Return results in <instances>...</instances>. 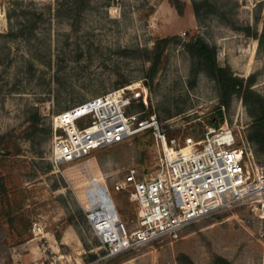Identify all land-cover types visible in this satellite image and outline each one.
Masks as SVG:
<instances>
[{"label": "rangeland", "instance_id": "obj_1", "mask_svg": "<svg viewBox=\"0 0 264 264\" xmlns=\"http://www.w3.org/2000/svg\"><path fill=\"white\" fill-rule=\"evenodd\" d=\"M33 1L38 6L51 4V15L33 34L4 38V54L8 47L9 53L0 63V133L21 132L37 107L43 123L51 125V134L18 139L23 152L12 158L8 182L26 190L22 211L30 223L26 239L15 242L0 219V264H212L216 255L232 264H264V221L245 204L194 220L177 237L164 236L115 256L106 255L107 247L88 216L92 205L87 191L104 180L118 218L128 232L135 228L138 204L129 199L133 188L118 190L115 183L131 166L139 175L155 171L160 146L152 130L92 149L97 166L88 167L86 173H67L65 166H54L50 158L52 117L116 88L121 78L143 83L149 62L140 50L150 48L156 38L178 35L188 40L193 33L202 35L218 46L221 64L228 63L244 78L255 73L252 87L264 95V0H218L230 11L229 18L251 26L260 41L213 14L199 22L191 0H185L183 15L168 0H89L75 23L54 14L57 0ZM9 6L10 0H0V32L9 28ZM191 65L181 43H170L152 91L146 87L147 107L132 106L129 111L155 114L166 135L178 137L202 134L205 127L215 126L209 123L211 116L216 114L220 120L217 113L221 111L223 121L218 126L226 121L234 128L237 143H247L245 129L251 118L242 99L234 96L228 109L221 106L219 110L214 82L202 72L191 75ZM148 108L151 113L144 115ZM168 113L172 115L166 117ZM88 122L89 117H83L78 124ZM248 144L264 169V159ZM56 231L61 234L59 240ZM90 253L97 257L92 259ZM59 254L66 257L58 259Z\"/></svg>", "mask_w": 264, "mask_h": 264}, {"label": "built area", "instance_id": "obj_2", "mask_svg": "<svg viewBox=\"0 0 264 264\" xmlns=\"http://www.w3.org/2000/svg\"><path fill=\"white\" fill-rule=\"evenodd\" d=\"M137 101L147 107L148 91L142 81L110 89L52 117L50 158L54 166H65L67 173H86L88 167L97 166L92 149L147 130H152L160 146L155 171L139 175L131 166L115 183L118 190L133 188L129 199L138 204L135 228L128 232L116 218L103 234L91 219L94 208L87 209L107 247V256L164 236L177 237L188 223L224 208L245 204L264 221V169L256 163L248 142L237 143L233 127L225 121L218 127H205L197 139L191 134L178 139L166 135L155 114L129 111ZM83 117H89V122L80 126L78 121ZM102 188L110 196L104 180ZM64 257L59 254L58 259Z\"/></svg>", "mask_w": 264, "mask_h": 264}, {"label": "trees", "instance_id": "obj_3", "mask_svg": "<svg viewBox=\"0 0 264 264\" xmlns=\"http://www.w3.org/2000/svg\"><path fill=\"white\" fill-rule=\"evenodd\" d=\"M89 0H57V7L54 10L56 16L66 17L71 23H75L80 15V12L87 7ZM179 15H183L186 7L185 0H168ZM192 10L196 19L201 22L207 15L213 14L221 20H225L226 24L233 29L246 31L247 35H252L260 41V35L256 30H253L249 25H241L233 18H229V10L223 9L222 5L218 4V0H191ZM51 4L38 6L33 0H10V6L7 9L6 16L8 19L9 28L5 32H0V63H3V56L9 53L5 52L4 38L13 39L17 35L26 37L33 34L44 21L50 19ZM53 14V13H52ZM170 43H181L183 48L189 53L192 59L190 74L196 77L198 73H204L209 77L215 85L219 101V110L221 106L229 108L231 100L234 96L240 97L247 107V112L251 118L245 129V138L252 144L255 154L264 159V95L254 89L252 86L256 81V74L250 73L247 77H242L233 71L228 63L221 64L218 61V46L208 42L202 35L193 33L188 40H182L178 35H170L166 37L156 38L150 48H142L141 54L149 62L148 68L144 75V84L149 92L152 91L153 81L158 72L164 68L165 50ZM129 82L128 78L119 79L115 86L119 87ZM195 84V80L191 86ZM75 103L72 106L79 104ZM137 107L144 110L145 106L141 101L133 102L131 107ZM151 113L148 108L144 115ZM209 118V123L218 126L223 121L221 111ZM172 114L168 113L166 117ZM161 121V116L158 115ZM150 134L149 130L144 132ZM42 134H51V125L43 123V116L40 114L37 107L34 108L29 116V123L21 132L15 133L9 131L0 133V219L7 224L9 231L15 238V242L24 241L27 237L29 227V219L22 211L26 199V190L14 188L9 185V167L14 156L21 154L23 149L18 139H29ZM187 134V133H184ZM183 134V135H184ZM195 139L201 136L200 131L197 134H191ZM178 139L181 137L176 136ZM51 167V164H49ZM56 238L59 240L61 234L55 232ZM102 253H105L102 251ZM92 259L97 257V254L90 253ZM170 264V263H164ZM212 264H232L223 256L216 255L213 258Z\"/></svg>", "mask_w": 264, "mask_h": 264}, {"label": "bare ground", "instance_id": "obj_4", "mask_svg": "<svg viewBox=\"0 0 264 264\" xmlns=\"http://www.w3.org/2000/svg\"><path fill=\"white\" fill-rule=\"evenodd\" d=\"M87 192L90 204L94 208L91 213V219L101 233L107 234L108 229L106 225L111 226L115 223L116 218H118L114 203L110 196L104 194L102 184H92Z\"/></svg>", "mask_w": 264, "mask_h": 264}]
</instances>
